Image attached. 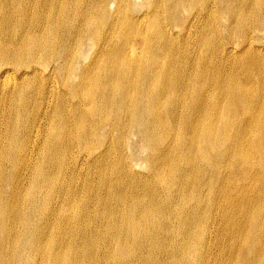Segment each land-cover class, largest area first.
Returning a JSON list of instances; mask_svg holds the SVG:
<instances>
[{
	"label": "bare ground",
	"instance_id": "1",
	"mask_svg": "<svg viewBox=\"0 0 264 264\" xmlns=\"http://www.w3.org/2000/svg\"><path fill=\"white\" fill-rule=\"evenodd\" d=\"M0 264H264V0H0Z\"/></svg>",
	"mask_w": 264,
	"mask_h": 264
},
{
	"label": "rangeland",
	"instance_id": "2",
	"mask_svg": "<svg viewBox=\"0 0 264 264\" xmlns=\"http://www.w3.org/2000/svg\"><path fill=\"white\" fill-rule=\"evenodd\" d=\"M139 39V41L141 40V38H138Z\"/></svg>",
	"mask_w": 264,
	"mask_h": 264
}]
</instances>
